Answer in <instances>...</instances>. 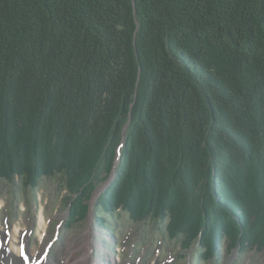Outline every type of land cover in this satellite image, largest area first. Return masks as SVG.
I'll return each mask as SVG.
<instances>
[{
	"label": "trees",
	"instance_id": "trees-1",
	"mask_svg": "<svg viewBox=\"0 0 264 264\" xmlns=\"http://www.w3.org/2000/svg\"><path fill=\"white\" fill-rule=\"evenodd\" d=\"M46 177L69 227L114 177L100 224L264 252V0H0V179Z\"/></svg>",
	"mask_w": 264,
	"mask_h": 264
},
{
	"label": "rangeland",
	"instance_id": "rangeland-1",
	"mask_svg": "<svg viewBox=\"0 0 264 264\" xmlns=\"http://www.w3.org/2000/svg\"><path fill=\"white\" fill-rule=\"evenodd\" d=\"M59 178H44L35 192L25 190L19 180L10 183L0 179V223L27 229L29 244L41 247L40 217L44 212L49 226L45 237V244L50 245L47 260L56 259L76 239L84 242L92 228L96 264H264V252L227 250L225 246L216 259L205 261L200 251H185L179 241L170 238L167 222L138 223L120 212L109 218L108 224H100L98 201L110 180L93 194L86 219L69 227L68 192ZM86 251L84 247L77 255Z\"/></svg>",
	"mask_w": 264,
	"mask_h": 264
},
{
	"label": "bare ground",
	"instance_id": "bare-ground-1",
	"mask_svg": "<svg viewBox=\"0 0 264 264\" xmlns=\"http://www.w3.org/2000/svg\"><path fill=\"white\" fill-rule=\"evenodd\" d=\"M0 201V206H2ZM42 246L33 247L29 244L30 234L27 229L13 225L12 227H4L0 223V264H96L97 261L93 257L94 241L93 230L89 229V236L83 241L74 240L69 246L59 252L54 260H47L45 256L48 254L50 245L45 244V237L48 233V220L44 212L40 217ZM87 248V251L81 256L77 254L82 251V248ZM27 257V258H26ZM113 264H120L114 262Z\"/></svg>",
	"mask_w": 264,
	"mask_h": 264
},
{
	"label": "water",
	"instance_id": "water-1",
	"mask_svg": "<svg viewBox=\"0 0 264 264\" xmlns=\"http://www.w3.org/2000/svg\"><path fill=\"white\" fill-rule=\"evenodd\" d=\"M130 121H132V116H131V118H130ZM130 121H129V122H130ZM128 127H129V123H128V125L125 127V131H124L123 138H124V136L126 135V131H127ZM115 170H116V169H115ZM113 178H114V177H113ZM112 180H113V179H111L110 182L108 183L109 185H110V183H111Z\"/></svg>",
	"mask_w": 264,
	"mask_h": 264
},
{
	"label": "snow or ice",
	"instance_id": "snow-or-ice-1",
	"mask_svg": "<svg viewBox=\"0 0 264 264\" xmlns=\"http://www.w3.org/2000/svg\"><path fill=\"white\" fill-rule=\"evenodd\" d=\"M27 258V257H26Z\"/></svg>",
	"mask_w": 264,
	"mask_h": 264
}]
</instances>
